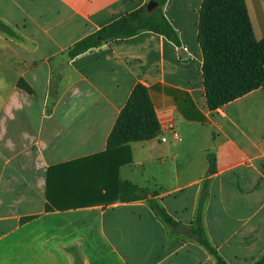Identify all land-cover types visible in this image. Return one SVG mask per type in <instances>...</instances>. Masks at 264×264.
<instances>
[{
  "label": "crops",
  "instance_id": "1",
  "mask_svg": "<svg viewBox=\"0 0 264 264\" xmlns=\"http://www.w3.org/2000/svg\"><path fill=\"white\" fill-rule=\"evenodd\" d=\"M149 1L0 0V21L16 34L0 32V264L216 263L146 200L95 192L94 159L106 151L138 83L149 90L161 133L127 145L131 162L118 178L145 189L185 228L208 179L202 223L217 255L226 264L264 257V88L207 108L197 28L202 0L163 6L179 46L142 31L67 55L78 40ZM245 4L261 40L264 0Z\"/></svg>",
  "mask_w": 264,
  "mask_h": 264
},
{
  "label": "trees",
  "instance_id": "2",
  "mask_svg": "<svg viewBox=\"0 0 264 264\" xmlns=\"http://www.w3.org/2000/svg\"><path fill=\"white\" fill-rule=\"evenodd\" d=\"M157 4L150 12L146 5L128 12L96 32L75 42L68 50L69 58H75L90 49L110 41L134 36L142 31L163 35L178 45L177 34L163 15L167 0H150ZM198 43L202 53V77L207 108L210 111L238 99L249 92L264 88V38L256 40L247 12L245 0H202L198 20ZM0 32L15 37L16 34L0 21ZM18 87L27 93L32 89L23 81ZM161 133L149 90L136 84L109 133L106 151L97 155L98 169L90 176L95 182L96 193L117 191L120 202L146 200L153 213L173 230H186L192 239L216 258L215 264H226L208 242L202 223L203 202L208 194L209 180H205L190 227L176 223L146 190L127 180L118 178V169L131 162L127 145L144 142ZM208 175L215 173V153H208ZM25 218L22 221H27ZM78 263L79 259L75 256ZM264 257L255 264H262Z\"/></svg>",
  "mask_w": 264,
  "mask_h": 264
},
{
  "label": "water",
  "instance_id": "3",
  "mask_svg": "<svg viewBox=\"0 0 264 264\" xmlns=\"http://www.w3.org/2000/svg\"><path fill=\"white\" fill-rule=\"evenodd\" d=\"M157 4L153 1H149L146 5V10L150 12L154 7H156Z\"/></svg>",
  "mask_w": 264,
  "mask_h": 264
},
{
  "label": "built area",
  "instance_id": "4",
  "mask_svg": "<svg viewBox=\"0 0 264 264\" xmlns=\"http://www.w3.org/2000/svg\"><path fill=\"white\" fill-rule=\"evenodd\" d=\"M169 130L171 131L172 135H173L175 138H177L178 134H177V132L173 129V126H169ZM163 140H165V139L163 138Z\"/></svg>",
  "mask_w": 264,
  "mask_h": 264
}]
</instances>
